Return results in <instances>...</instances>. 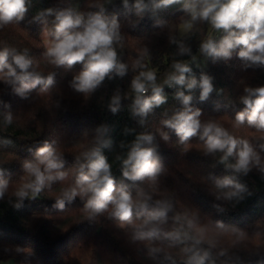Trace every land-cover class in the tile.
Segmentation results:
<instances>
[{"label":"trees","instance_id":"1","mask_svg":"<svg viewBox=\"0 0 264 264\" xmlns=\"http://www.w3.org/2000/svg\"><path fill=\"white\" fill-rule=\"evenodd\" d=\"M133 2L129 0L126 8L122 0H28L24 19L0 29V50L27 48L35 69L45 78L53 76L51 85H36L25 99L0 82V179L9 181L0 198V262L15 258L19 264H185L183 248L190 241L167 235L183 225L190 235L201 236L199 247L209 251L216 264H264V173L255 167L247 175L235 173L220 162V153L205 154L199 135L182 144L175 131L163 124L183 110L175 92L184 91L193 96L190 106L201 109L202 121L215 120L236 138L247 139L264 160V131L246 123L237 126L234 120L244 107L239 103L243 89L264 86V66L246 67L237 54L231 60L215 62L204 56L203 61L198 51L209 34L207 22H196L180 35V26L190 19L181 5L160 9L154 20L151 11L137 17ZM102 5L106 15L119 20L122 40L116 45L117 53L129 69L124 77L106 78L94 91L84 94L71 86L82 64L57 68L44 57L43 36L54 22L47 9L75 7L87 15ZM222 35L213 38L218 40ZM180 44L190 53L179 55ZM138 59L144 69L135 67ZM174 61L189 62L190 75L197 79L201 73L212 77L214 91L207 100H199L198 88L189 93L186 88L164 84ZM140 70L155 71L166 96L164 104L144 117L132 111L135 94L131 81ZM117 92L121 101L113 113L109 104ZM8 111L13 115L10 125L4 123ZM101 126L108 129L105 139L110 146L102 152L112 166L117 186L123 183L134 198L140 189L152 197L145 209L134 208L129 221L120 220L110 209L89 215L84 208L86 198L79 196L66 201L63 209L56 206L62 189L74 182L81 154L94 144L96 129ZM162 132L169 136L168 141ZM142 134L154 136L156 156L163 167L154 183L126 180L117 159L126 158L130 145ZM45 143L61 155L68 180L55 182L35 195L29 190L21 199L15 193L31 179L24 163L33 160ZM234 162L229 158V163ZM225 176L245 185L242 201L216 199L215 181ZM157 201L171 204L165 223L155 237L141 238V231H147L141 225L149 212L159 207ZM186 220L192 221L191 228Z\"/></svg>","mask_w":264,"mask_h":264},{"label":"clouds","instance_id":"2","mask_svg":"<svg viewBox=\"0 0 264 264\" xmlns=\"http://www.w3.org/2000/svg\"><path fill=\"white\" fill-rule=\"evenodd\" d=\"M106 3H111V0H106ZM122 3L124 7H129V0H122ZM174 4H181L182 10L190 18L187 21L189 27L196 22H207L211 29L223 33L218 40L209 36L201 42L200 52L205 57L213 62L229 60L236 52L246 67L264 66V0H134L131 6L135 15L142 17L149 11ZM98 9L87 15L75 7L47 9V14L54 16V22L52 28L45 32L47 45L44 57L57 68L71 69L77 63L82 64L71 86L84 94L94 91L106 78L113 79L114 75L124 77L129 69L117 53L116 45L122 40L117 16L106 15L104 5ZM27 11L28 0H0V29L23 20ZM186 53H190V49L180 44L179 55ZM191 61L195 62L196 57L192 56ZM135 67L144 69L145 65L138 59ZM171 69L164 79L168 87L179 86L189 93L198 88L200 101L207 100L214 91L212 77L205 73H201L199 79L190 75L192 68L189 62L174 61ZM0 82L10 86L13 94L25 99L36 85L44 84L45 88L51 85L53 76L45 78L35 69L27 48L20 51L15 47H4L0 50ZM131 89L135 94L132 111L136 116L144 117L154 107L166 102L163 88L157 83V74L153 70H140L131 81ZM149 91L150 96L147 95ZM175 98L182 103L183 110L176 111L163 124L175 131L180 143L186 144L199 135L204 142L205 154L220 153V162L228 169L247 175L255 167L264 173V160L247 139L236 138L215 120L202 121L201 109L190 106L193 100L191 94L177 90ZM120 101L121 95L117 92L109 104L113 113L117 112ZM239 103L244 107L236 112L235 124L246 123L257 131H264V86L245 87ZM12 122L13 115L8 111L4 115V123L10 125ZM107 131L104 126L96 129L94 144L81 154L82 162L76 169L74 182L62 189L56 206L63 209L66 201L72 202L79 196L86 198L84 208L89 215L110 209L120 220L129 221L134 208L145 209L152 197L140 189L134 198L123 183L117 186L112 166L102 152L103 148L110 146V141L105 139ZM161 136L168 141L166 133L162 132ZM154 139L152 134L138 135L130 145L126 158L117 157L121 160L122 176L126 180L156 181L163 167L156 156ZM261 147L264 148V144ZM229 158L235 162L229 163ZM23 167L31 179L16 191L15 195L21 199L28 196L29 190L35 195L45 187L64 182L69 177L61 155L47 143L39 147L35 158L26 161ZM214 186L217 200L238 203L244 199L247 191L244 184L229 176L217 179ZM8 188L9 181L0 179V198L4 197ZM157 204L159 207L149 212L141 225L142 229H147L141 231V238L155 237L165 223L171 204L167 201H157ZM186 223L189 228L192 227V221L186 220ZM167 235L175 240L190 241L183 248L185 264H216L210 252L199 247L201 236L190 235L183 225Z\"/></svg>","mask_w":264,"mask_h":264},{"label":"rangeland","instance_id":"3","mask_svg":"<svg viewBox=\"0 0 264 264\" xmlns=\"http://www.w3.org/2000/svg\"><path fill=\"white\" fill-rule=\"evenodd\" d=\"M179 5H181V4H174V5H171V6H169V7H167L168 9H174L175 7H177V6H179ZM160 16V12H159V10H156V11H151V18L152 19H157L158 17ZM208 31H209V34H208V36H207V38L209 37V36H214V37H216L217 35H219V34H222V32H216L215 30H213V29H211V27H210V25L208 24ZM187 29H188V25L187 24H182L181 26H180V28H179V34L180 35H183L186 31H187ZM206 38V39H207ZM43 40H44V43L47 45V37L44 35L43 36ZM238 51V50H237ZM198 55H199V57H200V59H203V61H205V59H204V55L200 52V49H199V51H198ZM235 55H236V52H234L233 53V56H232V58L231 59H233L234 57H235ZM231 59H229V60H231ZM0 264H19V261L17 260V259H15V258H12V259H9V260H4V261H2V262H0Z\"/></svg>","mask_w":264,"mask_h":264}]
</instances>
